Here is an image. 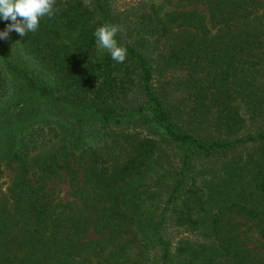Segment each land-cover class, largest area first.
<instances>
[{
  "label": "trees",
  "instance_id": "1",
  "mask_svg": "<svg viewBox=\"0 0 264 264\" xmlns=\"http://www.w3.org/2000/svg\"><path fill=\"white\" fill-rule=\"evenodd\" d=\"M182 1L206 7L209 26L194 9L161 14L144 0H55L37 31L10 33L57 76L75 114L59 141L6 152L15 175L0 196V264H264V0ZM104 24L121 29L123 63L96 47ZM0 48L1 96L20 76L8 42ZM167 146L181 149L179 168L171 183L149 180L148 161ZM243 147L217 189L206 168L185 189L197 161Z\"/></svg>",
  "mask_w": 264,
  "mask_h": 264
},
{
  "label": "rangeland",
  "instance_id": "2",
  "mask_svg": "<svg viewBox=\"0 0 264 264\" xmlns=\"http://www.w3.org/2000/svg\"><path fill=\"white\" fill-rule=\"evenodd\" d=\"M140 0H118V4L121 8L132 7L133 4H137ZM147 3H153L159 7L160 13H166L173 9H194L200 13L206 24L208 23V12L206 7L201 5L183 6L182 0H144ZM213 31V29H211ZM7 53L9 55L12 65L15 67V73L20 77L13 78L14 84L12 89L6 90L5 94L0 96V196L5 194L8 185L13 180L15 175V162L12 164L7 163L6 152L19 149L22 141L26 144L30 142L31 138L35 141L41 136L48 137V142L59 141V134L67 130L68 127L73 128L74 110L63 101L61 97V90L58 83L57 76L51 72V70L45 67L42 62L34 55L27 52L24 46H21L17 38L9 34ZM1 50V48H0ZM103 52V51H102ZM0 56L2 52L0 51ZM33 76L35 81L34 86L28 85L25 76ZM22 78V79H21ZM38 86L44 88L43 91L38 89ZM18 101H25L20 103ZM51 128L53 131H51ZM56 134H55V131ZM27 137L25 140L23 138ZM102 140L104 137L101 136ZM36 145H39L37 143ZM181 149H176L173 146L163 147L161 154L157 157H153L148 161V169L146 177L152 180L157 177V181H170L173 172L179 168V152ZM249 149L244 147L241 149H235V151L226 156H214L197 161L194 164L193 170L190 172L188 181L185 184V189L194 188L199 184L200 173L203 169H207L204 174L211 179V184L214 189H217L218 184L222 182L230 173V165L234 166L242 165V159L246 157V153ZM165 155L170 162H166ZM228 167V168H227ZM168 169L170 172H168ZM194 176V178H192ZM204 176V175H203ZM195 179L196 182H193ZM234 179H236L234 177ZM167 185H169L167 183ZM66 186L64 184H58L56 191L60 197H67ZM158 187L152 186L151 191H156ZM142 191H146V187L142 188ZM143 192V193H144ZM146 194V193H145ZM167 192L164 190L158 192V197L161 201L165 200ZM186 194V193H185ZM150 197L154 198L151 194ZM184 194L180 195L178 204ZM150 201H146L144 206L149 204ZM176 204L175 207H179ZM202 213L204 210L201 211ZM247 225H240V234L243 239L250 245L257 244L258 236L253 231V228H249ZM103 233H95L93 229H89L86 233V238H97ZM179 235V234H178ZM153 251L149 252V257L152 258ZM130 264L131 262H127ZM155 264V261L148 262Z\"/></svg>",
  "mask_w": 264,
  "mask_h": 264
},
{
  "label": "clouds",
  "instance_id": "3",
  "mask_svg": "<svg viewBox=\"0 0 264 264\" xmlns=\"http://www.w3.org/2000/svg\"><path fill=\"white\" fill-rule=\"evenodd\" d=\"M54 4L55 0H0V20L10 21L0 31V40H7L13 31L20 37L37 31L41 18L53 16ZM120 30L116 25L104 24L93 33L97 49L106 50L117 63H123L127 56V49L119 46L115 38Z\"/></svg>",
  "mask_w": 264,
  "mask_h": 264
}]
</instances>
